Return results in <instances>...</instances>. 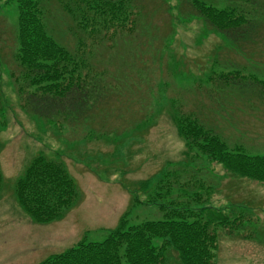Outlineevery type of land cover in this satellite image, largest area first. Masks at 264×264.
Segmentation results:
<instances>
[{
    "label": "rangeland",
    "instance_id": "374dc122",
    "mask_svg": "<svg viewBox=\"0 0 264 264\" xmlns=\"http://www.w3.org/2000/svg\"><path fill=\"white\" fill-rule=\"evenodd\" d=\"M6 1L0 0V264H39L79 241H102L131 207L137 183L152 182L177 165L184 169L182 183L199 169V179L215 186L211 205L234 203L247 215L241 234L218 236L213 264H264V186L237 180L196 153L186 158L173 119L191 115L229 150L264 156V102L254 95L261 90L250 84L252 95H240L237 89V82L264 80V21L257 41L237 48L180 0H132L138 19L133 34L97 44L89 59L86 79L100 94L89 102L87 118H57L54 124L32 116L16 93L9 71L15 67L17 15ZM48 7L51 33L73 48L67 18L56 15L51 2ZM39 155L63 165L78 193L58 221L44 225L22 212L13 192ZM139 198L145 199L141 192ZM162 219L158 207L137 205L130 221ZM163 264H181L178 253L170 249Z\"/></svg>",
    "mask_w": 264,
    "mask_h": 264
},
{
    "label": "trees",
    "instance_id": "16d2710c",
    "mask_svg": "<svg viewBox=\"0 0 264 264\" xmlns=\"http://www.w3.org/2000/svg\"><path fill=\"white\" fill-rule=\"evenodd\" d=\"M181 1L211 32L224 36L237 48L258 31L260 24L256 26L255 21L264 10V0H218L220 7L215 0ZM50 2L53 12L62 13L68 20L66 29L73 48L59 43L51 33ZM6 4L17 15L12 55L15 67L9 75L27 111L51 123L57 118L68 123L85 120L93 106L89 102H95L100 94V88L86 79L89 59L97 44L133 34L138 19L132 0H7ZM252 82H237V88L242 91L249 84L247 90L258 87L261 93L257 96L264 97V81L252 78ZM192 117L181 113L173 117L186 158L196 153L197 158L222 166L234 178L264 185V156L247 155L240 147L229 150L220 136ZM177 166L152 182H138L139 192L132 197L130 209L101 242H79L39 264H163L167 247L178 253L181 264H213L218 231L242 228L244 217L210 205L213 189L199 179V169L197 177L182 183L180 173L184 169ZM1 183L0 175V187ZM140 192L145 199L139 198ZM14 195L21 210L38 224L59 220L78 198L65 168L41 155L17 180ZM137 205L158 207L163 219L132 223ZM228 208L234 206L229 204ZM156 239L162 241L161 246L154 244Z\"/></svg>",
    "mask_w": 264,
    "mask_h": 264
}]
</instances>
